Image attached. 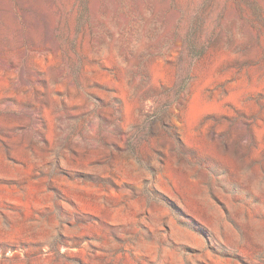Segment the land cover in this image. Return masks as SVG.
<instances>
[{
	"label": "rangeland",
	"instance_id": "374dc122",
	"mask_svg": "<svg viewBox=\"0 0 264 264\" xmlns=\"http://www.w3.org/2000/svg\"><path fill=\"white\" fill-rule=\"evenodd\" d=\"M0 264H264V0H0Z\"/></svg>",
	"mask_w": 264,
	"mask_h": 264
},
{
	"label": "bare ground",
	"instance_id": "6f19581e",
	"mask_svg": "<svg viewBox=\"0 0 264 264\" xmlns=\"http://www.w3.org/2000/svg\"><path fill=\"white\" fill-rule=\"evenodd\" d=\"M204 110V105L200 99L199 96H197L191 105V122L193 123L195 119H197L198 116H200L199 114H201V112Z\"/></svg>",
	"mask_w": 264,
	"mask_h": 264
}]
</instances>
